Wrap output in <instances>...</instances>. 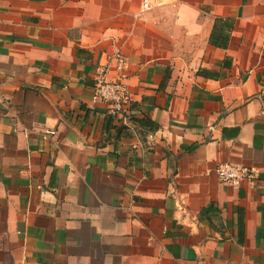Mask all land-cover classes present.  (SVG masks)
Masks as SVG:
<instances>
[{"label":"crops","instance_id":"0c3cea01","mask_svg":"<svg viewBox=\"0 0 264 264\" xmlns=\"http://www.w3.org/2000/svg\"><path fill=\"white\" fill-rule=\"evenodd\" d=\"M0 264H264V0H0Z\"/></svg>","mask_w":264,"mask_h":264},{"label":"built area","instance_id":"2783aa9c","mask_svg":"<svg viewBox=\"0 0 264 264\" xmlns=\"http://www.w3.org/2000/svg\"><path fill=\"white\" fill-rule=\"evenodd\" d=\"M165 0H140L139 11L146 13L162 5ZM118 70L123 69L125 60L117 53L114 55ZM105 70H101L95 77L93 85L92 100L100 101L107 105L110 115L126 119L129 114L130 93L124 82V76L118 74L113 79H107ZM152 138V134L146 135ZM215 173L220 183L231 187H242L248 184H254L259 179V170L253 166L222 162L216 165Z\"/></svg>","mask_w":264,"mask_h":264},{"label":"trees","instance_id":"16d2710c","mask_svg":"<svg viewBox=\"0 0 264 264\" xmlns=\"http://www.w3.org/2000/svg\"><path fill=\"white\" fill-rule=\"evenodd\" d=\"M232 24L224 22V19L222 18H215V21L213 23V28L209 37L210 44L218 47H225L226 43L229 39V34L232 29ZM134 103H131L133 105ZM134 122L146 126L149 128V130L155 129L157 127V124L154 123L150 118L143 117L142 119H137L134 117H130ZM238 227H239V240L243 238L244 234V222H243V214L242 212H239L238 216Z\"/></svg>","mask_w":264,"mask_h":264},{"label":"rangeland","instance_id":"374dc122","mask_svg":"<svg viewBox=\"0 0 264 264\" xmlns=\"http://www.w3.org/2000/svg\"><path fill=\"white\" fill-rule=\"evenodd\" d=\"M139 3H140V0H139Z\"/></svg>","mask_w":264,"mask_h":264}]
</instances>
